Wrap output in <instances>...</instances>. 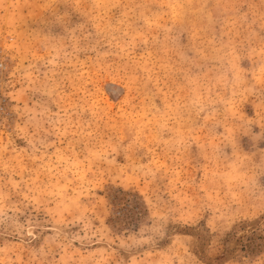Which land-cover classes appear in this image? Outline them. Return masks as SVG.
I'll use <instances>...</instances> for the list:
<instances>
[{"label":"rangeland","instance_id":"374dc122","mask_svg":"<svg viewBox=\"0 0 264 264\" xmlns=\"http://www.w3.org/2000/svg\"><path fill=\"white\" fill-rule=\"evenodd\" d=\"M0 264H264V0H0Z\"/></svg>","mask_w":264,"mask_h":264}]
</instances>
